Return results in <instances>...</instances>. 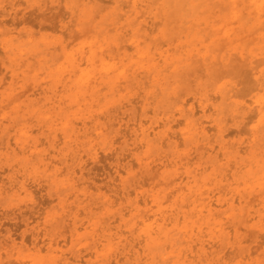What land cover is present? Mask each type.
<instances>
[{"label":"rangeland","instance_id":"obj_1","mask_svg":"<svg viewBox=\"0 0 264 264\" xmlns=\"http://www.w3.org/2000/svg\"><path fill=\"white\" fill-rule=\"evenodd\" d=\"M0 52V264H264V0H0Z\"/></svg>","mask_w":264,"mask_h":264},{"label":"bare ground","instance_id":"obj_2","mask_svg":"<svg viewBox=\"0 0 264 264\" xmlns=\"http://www.w3.org/2000/svg\"><path fill=\"white\" fill-rule=\"evenodd\" d=\"M109 2V1H108ZM173 3V2H172ZM172 3L170 4L171 6H172ZM183 8H185V6L183 7ZM182 10V9H181ZM33 12V11H32ZM179 12V11H178ZM181 12V11H180ZM179 12V13H180ZM30 13V12H29ZM35 14V13H34ZM63 13H61L60 15H62ZM29 15V14H28ZM185 15V14H184ZM37 16H39V15H37ZM65 16V15H64ZM179 16V15H178ZM32 17V16H31ZM35 17H36V14H35ZM27 18V17H26ZM64 19H65V17H64ZM18 20V19H17ZM29 20V19H28ZM32 20V22H34V20L33 19H30L29 21H31ZM27 21V20H26ZM51 21V20H50ZM8 22H10V21H8ZM7 22V23H8ZM21 22V21H20ZM73 22H74V20H73ZM57 23V22H56ZM37 24V23H36ZM57 25V24H56ZM46 27V26H45ZM55 27V26H54ZM52 27H49V30L51 29ZM42 29H43V26H42ZM56 29H57V27H56ZM55 29V30H56ZM64 34V33H63ZM67 34V33H66ZM65 35V34H64ZM65 36H67V35H65ZM1 53V52H0ZM2 55V54H1ZM140 55V54H139ZM142 55V54H141ZM145 56V55H144ZM145 58V57H144ZM201 58V57H200ZM91 59V58H90ZM148 60H150V59H148ZM147 60V61H148ZM76 61V60H75ZM88 61V60H87ZM90 61V60H89ZM154 61V60H153ZM73 63V62H72ZM62 64V63H61ZM116 64V63H115ZM118 64V63H117ZM116 64V65H117ZM77 67H79L80 66V64H77L76 65ZM114 66V65H113ZM138 66V65H137ZM236 67V66H235ZM104 68H106V69H108V70H111V68H112V66L111 65H109V66H107V67H104ZM135 68V67H134ZM114 70H115V68H114ZM122 70H123V68H122ZM121 70V73L120 74H125V72L124 71H122ZM242 71V70H241ZM246 71V70H245ZM243 72V71H242ZM251 72V71H250ZM90 73V72H89ZM108 73V71L106 72V74ZM199 73H200V71H199ZM204 73V72H203ZM192 74V73H191ZM245 75V74H244ZM52 76V75H51ZM88 75H87V72L86 71H81L80 72V74H79V77H78V81H77V83L78 84H80V83H85V82H88L89 80H91L92 79V77H91V75H89L88 77H87ZM119 77V76H118ZM249 77V76H248ZM119 80V79H118ZM245 82V81H244ZM251 82V81H250ZM249 82V85L250 84H252V83H250ZM254 84V83H253ZM239 85V84H238ZM255 85V84H254ZM82 86V85H81ZM251 86V85H250ZM253 87V86H252ZM243 89V88H242ZM254 89V88H253ZM241 91V90H240ZM35 92V91H34ZM244 94V93H243ZM240 95V94H239ZM213 96V95H212ZM242 96V95H241ZM245 96V95H244ZM214 99V98H213ZM216 99V98H215ZM253 99V98H252ZM256 102H258V101H256ZM260 102V101H259ZM200 106V105H199ZM208 110V109H207ZM211 110V109H210ZM256 112V111H255ZM254 112V113H255ZM256 114V113H255ZM252 116V115H251ZM262 119V118H261ZM229 120V119H228ZM74 122V121H73ZM183 124H184V122H183ZM136 126V125H135ZM176 127V126H175ZM154 129H156V128H154ZM212 129V128H211ZM243 131V130H242ZM235 132V131H234ZM184 134V133H183ZM232 135H233V133H231ZM126 135V134H125ZM180 135V134H179ZM179 135H177V137L179 136ZM139 136V135H138ZM158 137V136H157ZM175 138V137H174ZM143 144V143H142ZM244 144V143H243ZM166 146V145H165ZM209 149V148H208ZM205 150H207V149H205ZM247 150V149H246ZM242 152V151H241ZM244 152V151H243ZM221 153V152H220ZM205 154V153H204ZM129 156V155H128ZM204 156V155H203ZM219 157H221V156H219ZM102 161H103V159H102ZM172 163H173V161H172ZM107 165V164H106ZM134 165V164H133ZM211 165V164H210ZM97 168V167H96ZM119 170V169H118ZM194 172V171H193ZM178 174V173H177ZM198 174V173H197ZM259 174H261V172L259 173ZM259 174H258V176H259ZM264 174V173H263ZM185 177V176H184ZM261 178V177H260ZM259 178V179H260ZM146 179V178H145ZM148 179V178H147ZM150 179V178H149ZM261 180H263V182L261 183L262 185H264V177L263 178H261ZM183 181V180H182ZM181 181V182H182ZM146 182V181H145ZM259 182V181H258ZM260 183V182H259ZM258 183V184H259ZM262 185H259L260 187L262 186ZM146 186V185H145ZM152 187V186H151ZM190 191L191 192H198V191H200V189H197V190H192V189H190ZM220 191V190H219ZM241 191V190H240ZM174 192V191H173ZM229 193H230V191H229ZM203 194H205V193H203V192H201L200 191V193H199V195L201 196V195H203ZM208 194V193H207ZM254 195V194H253ZM47 199V198H46ZM117 199V198H116ZM207 199V198H206ZM252 199V198H251ZM40 200V199H39ZM148 200V199H147ZM41 201V200H40ZM141 201V200H140ZM215 201V200H214ZM235 201V200H234ZM42 202V201H41ZM142 202V201H141ZM198 202V198L197 199H195L194 201H193V204L195 205V210H196V212H197V214H203L204 213V211H206L207 213H208V215L209 216H213V213H212V211H213V209H212V207H213V205L215 204L214 202H213V204H212V201L210 200V201H208V202H200L198 205L196 204ZM233 202V201H232ZM237 202V201H236ZM238 203V202H237ZM259 203V202H258ZM45 204V203H44ZM150 204V203H149ZM225 204V203H224ZM228 204V203H227ZM234 204H235V202H234ZM217 206V205H216ZM219 206V205H218ZM224 206V205H223ZM37 213V212H36ZM27 214V213H26ZM42 214V213H41ZM159 214H161V210H158V211H156V212H154L153 214H152V216L153 217H155V216H158ZM31 217V216H30ZM33 217V216H32ZM149 217H151V216H149ZM149 217H148V219H149ZM170 217V216H169ZM156 218V217H155ZM158 218V217H157ZM156 218V219H157ZM162 218H163V216H162ZM147 219V220H148ZM154 219V218H153ZM156 219H154L153 221H155L154 223H152L151 225H148V227H147V229H148V232H147V230H146V232H145V237L146 238H151L152 237V234H156L157 235V237L158 238H156V241H153L152 243H154L153 244V246H152V248H150V250H151V253L154 255V256H156V255H161V254H163L164 253V250H165V248H167L166 247V244L165 243H162V244H160V242H159V240H160V236H161V234H164V231H163V226H161V225H159V224H157L159 221L158 220H156ZM168 219V218H167ZM172 220V219H171ZM178 217H176V218H174L172 221H171V223H175V225H177L178 224ZM116 221H117V219H116ZM142 222L143 223H145L146 222V220H142ZM113 223V222H112ZM13 224V223H12ZM148 224V223H147ZM179 224H180V222H179ZM198 229L199 230H201L202 228L201 227H198ZM194 230H195V228H191L190 230H185V233H184V237H186V236H189V238H192V233L194 232ZM4 231V230H3ZM17 231V230H16ZM123 233V232H122ZM249 234H250V232H249ZM206 236V235H205ZM143 237V236H142ZM162 238V237H161ZM28 240V239H27ZM91 240V239H90ZM67 241V240H66ZM103 241V240H102ZM124 241V240H123ZM28 242H30V241H28ZM142 242H143V240H142ZM263 242H264V240H263ZM262 242V243H263ZM60 243V242H59ZM184 243V242H183ZM181 245L182 243H181V241L179 240V239H175L174 241H173V246H172V248L173 247H175L176 245ZM215 245V244H214ZM262 245V244H261ZM101 246V245H100ZM135 246V245H134ZM205 246H207V245H205ZM194 247V246H193ZM261 246H259V248H260ZM94 249H98V245L97 244H95V246L93 247ZM181 248V246H178L177 247V255L174 257V258H177V259H179V260H181L182 259V257H184L185 258V256L187 257V255H186V253H187V251H190L191 253L193 252V250H192V247L190 246L187 250H185L184 251V255L185 256H183V254L181 255V252H182V249H180ZM195 248V247H194ZM262 248V247H261ZM42 251V250H41ZM44 251V250H43ZM82 251H83V249H82ZM195 251V250H194ZM174 252L175 251H171L170 253H168V257L169 256H171V254H174ZM256 252V251H255ZM252 254V253H251ZM87 255V254H86ZM86 255H84V256H86ZM90 255V254H89ZM195 255V254H194ZM114 256V255H113ZM132 256V255H131ZM153 256V257H154ZM164 256V255H163ZM162 255H161V257H163ZM189 256V255H188ZM92 257V256H91ZM192 257V256H191ZM82 258V257H81ZM131 258V257H130ZM228 258V257H227ZM70 259H72V258H70ZM229 259V258H228ZM62 260V259H61ZM75 262H77L78 264H80V259L79 258H77V257H74V259H73ZM159 261V260H158ZM160 262V261H159ZM82 263H83V261H82ZM85 263V262H84ZM169 263V262H168ZM29 264V263H28ZM156 264V263H155Z\"/></svg>","mask_w":264,"mask_h":264}]
</instances>
